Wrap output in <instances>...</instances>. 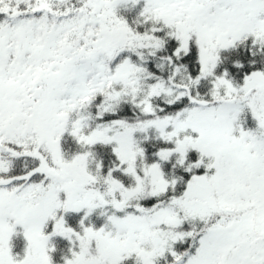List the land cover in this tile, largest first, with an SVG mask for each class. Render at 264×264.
Here are the masks:
<instances>
[{"label": "snow or ice", "instance_id": "obj_1", "mask_svg": "<svg viewBox=\"0 0 264 264\" xmlns=\"http://www.w3.org/2000/svg\"><path fill=\"white\" fill-rule=\"evenodd\" d=\"M0 264H264V0H0Z\"/></svg>", "mask_w": 264, "mask_h": 264}]
</instances>
